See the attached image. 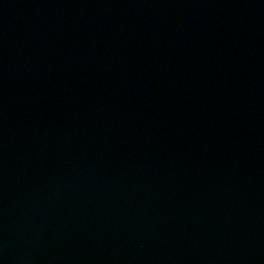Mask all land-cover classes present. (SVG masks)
Returning <instances> with one entry per match:
<instances>
[{
  "label": "water",
  "instance_id": "1",
  "mask_svg": "<svg viewBox=\"0 0 264 264\" xmlns=\"http://www.w3.org/2000/svg\"><path fill=\"white\" fill-rule=\"evenodd\" d=\"M0 264H264V0H0Z\"/></svg>",
  "mask_w": 264,
  "mask_h": 264
}]
</instances>
